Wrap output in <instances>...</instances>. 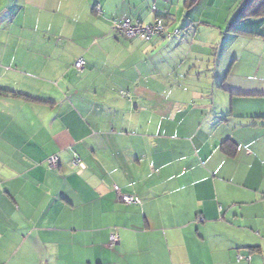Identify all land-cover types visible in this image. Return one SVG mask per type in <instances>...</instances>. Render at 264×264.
I'll return each mask as SVG.
<instances>
[{"label":"crops","instance_id":"0c3cea01","mask_svg":"<svg viewBox=\"0 0 264 264\" xmlns=\"http://www.w3.org/2000/svg\"><path fill=\"white\" fill-rule=\"evenodd\" d=\"M13 2L0 12V89L15 94L0 96V253L13 257L0 264H264V28L193 20L144 41L115 22L153 23L158 2L175 32L172 0Z\"/></svg>","mask_w":264,"mask_h":264},{"label":"rangeland","instance_id":"374dc122","mask_svg":"<svg viewBox=\"0 0 264 264\" xmlns=\"http://www.w3.org/2000/svg\"><path fill=\"white\" fill-rule=\"evenodd\" d=\"M163 1L165 2V0ZM172 1L174 5L172 9V15L173 17L174 14L176 15V20H175L176 22L175 25L177 28L176 30L180 29L181 31H184L188 27V25L193 24L192 22L193 20H195L197 23L199 22L202 23L204 26L209 25V26L227 28L229 21H230L229 24L231 22L233 24L234 21H237L236 25L237 24L239 25V29H242V27H244L245 24L248 27H255V29L257 30L264 28V18L252 19L251 13L249 12L250 10H248L250 3L254 0H198L196 5L191 9H187L184 6V0H172ZM12 3H14L13 0H0V12L3 13V11L9 9ZM154 5H156V3L155 4L147 3V6H145L144 10L146 11V15L150 14L151 16H155V20H156V15L158 14L160 16L165 17L167 15L166 13L171 8L170 5H169L170 8L166 7V10L160 8L157 2L156 6L158 12L154 14L152 13V8ZM241 12H242L241 16L237 20H235ZM249 17L252 24H247L245 21ZM167 20L168 22H170L169 20L171 19H167ZM6 255L7 254H2L1 252L0 258L8 259L9 261L13 257L12 255H7V256ZM18 257L19 258L16 260L15 264H31L28 262L29 257L26 256H18ZM44 260H46V258H44Z\"/></svg>","mask_w":264,"mask_h":264},{"label":"built area","instance_id":"2783aa9c","mask_svg":"<svg viewBox=\"0 0 264 264\" xmlns=\"http://www.w3.org/2000/svg\"><path fill=\"white\" fill-rule=\"evenodd\" d=\"M99 9V7H98ZM157 7L154 5L152 12L156 13ZM164 17H157L155 22L152 24H145L139 19L127 18L118 22H115L114 31L118 34L125 36L128 39H141L144 41H150L155 36H165L166 40L171 41L178 33L179 30L175 32H168V20H165ZM86 61L83 58H80L75 63V68L82 72L85 69ZM48 164L51 168H57L59 166V157L52 156L48 159ZM73 165L84 167L83 163L78 160H73ZM115 192L117 193L118 200L126 205L140 204L141 200L138 197L123 194L118 186H115ZM118 243L117 235H111V244L112 246ZM245 259L243 256H238V260Z\"/></svg>","mask_w":264,"mask_h":264},{"label":"trees","instance_id":"16d2710c","mask_svg":"<svg viewBox=\"0 0 264 264\" xmlns=\"http://www.w3.org/2000/svg\"><path fill=\"white\" fill-rule=\"evenodd\" d=\"M196 2H197V0H185V7L187 8V9H191V8H193L194 6H195V4H196ZM264 2V1H263ZM244 11V10H243ZM263 12H264V10H263ZM241 14H242V12L239 14V16L235 19V20H237L240 16H241ZM256 15H259V14H251V16H256ZM261 15H263V14H261ZM157 16H159L160 17V15L158 14ZM167 17V16H166ZM236 23H237V21H234L233 22V24H232V22L228 25V30L229 31H234V32H236V33H247V31H244V30H240L238 27H237V25H236ZM250 33V32H249ZM15 95L12 91H8V90H5V89H0V96H11V95ZM16 96H19V97H21V94H16Z\"/></svg>","mask_w":264,"mask_h":264},{"label":"clouds","instance_id":"9594fccd","mask_svg":"<svg viewBox=\"0 0 264 264\" xmlns=\"http://www.w3.org/2000/svg\"><path fill=\"white\" fill-rule=\"evenodd\" d=\"M155 6H156V5H155ZM156 7H157V6H156ZM157 10H158V9H157ZM157 12H158V11H157ZM157 12H156V13H157ZM153 13H154V12H153ZM156 13H154V14H156ZM166 16H167V15H166ZM166 16H165L164 18L169 19L168 16H167V17H166ZM157 17H159V16L156 15V18H157ZM160 17H163V16H160ZM134 19H135V18H134ZM139 20H140V19H139ZM141 21H142V20H141ZM142 22H143V21H142ZM143 23H144V22H143ZM145 24H147V23H145ZM150 24H152V23H150ZM179 33H180V30H179ZM179 33H178V34H179ZM178 34H177V35H178ZM177 35H176V36H177Z\"/></svg>","mask_w":264,"mask_h":264}]
</instances>
